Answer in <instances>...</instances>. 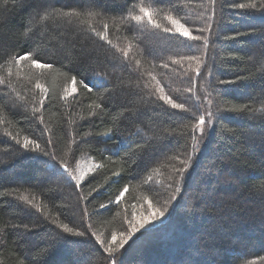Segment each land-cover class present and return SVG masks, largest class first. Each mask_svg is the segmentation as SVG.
Here are the masks:
<instances>
[{
  "label": "trees",
  "instance_id": "1",
  "mask_svg": "<svg viewBox=\"0 0 264 264\" xmlns=\"http://www.w3.org/2000/svg\"><path fill=\"white\" fill-rule=\"evenodd\" d=\"M87 5L0 0V264H264V0H96L88 10L102 15L57 14ZM141 6L164 26L168 15L180 19L207 47L135 24L128 17ZM26 52L36 55L12 62ZM191 55L203 62L199 76L181 59ZM32 58L53 67L36 68ZM93 78L98 87L88 92L80 81ZM241 105L253 111L224 110ZM208 110L213 125L199 142L191 128ZM25 137L49 155L35 144L25 150ZM190 155L194 166L173 199ZM85 158L95 167L77 187L72 177ZM157 209H167L164 218L120 248L129 221ZM109 243L116 251H105Z\"/></svg>",
  "mask_w": 264,
  "mask_h": 264
},
{
  "label": "snow or ice",
  "instance_id": "2",
  "mask_svg": "<svg viewBox=\"0 0 264 264\" xmlns=\"http://www.w3.org/2000/svg\"><path fill=\"white\" fill-rule=\"evenodd\" d=\"M156 4L159 5L161 3L166 2V0H155ZM212 3L215 4V0H212ZM96 4V0H88V5L87 8L84 10H77V9H71L69 11H59V13H57L58 15L62 16V17H66L69 19L75 18L77 20L81 19V17L83 16H97V15H102V13H100L99 11H94V10H88V9H92L94 8ZM175 7V5H173ZM237 7L239 8H255L256 5L255 4H238ZM53 12L55 13L56 10H53ZM36 15H40L39 12L36 13ZM52 15V13H48L43 15L41 18L43 20H48L50 18V16ZM131 21H134L135 24L137 25H150L152 28L157 29L162 31L163 33L169 34V36H174L176 34H178L179 36L182 37H186L188 40L190 41H203L205 47H207L208 44V40L207 38L200 36V35H192L191 30L189 29V27L186 26L185 23H182L180 19H177L176 17H174L173 15H168L166 17V19L168 20V25L164 26L160 23H157L156 20L154 19V12L150 7H143L141 6L139 8V14L136 15H130L128 17ZM103 28L105 30V32L107 31L108 25L104 24ZM93 31V35L98 36L102 41H104L107 45L115 47L114 45H112V41L108 38L107 35L102 34L100 32H96L95 29L92 30ZM199 31H209L210 32V27L209 28H205V29H200ZM27 34V29H26V33ZM237 35H241L240 33H238ZM168 38V37H166ZM122 55L127 58L128 57V50L125 49H120L119 50ZM36 54L33 52H26L24 55H16L11 57L12 62H14L16 65H19L21 61L24 60H28L31 57L35 56ZM181 59L184 60H190V61H194L196 63V68H195V74L197 76L200 75V69L203 66V62L202 60L195 56V55H191V56H184L181 57ZM31 65L36 67V68H40V69H51L53 67L52 63H42L40 59H36V58H32L30 60ZM138 63V62H137ZM173 63H178V61H173ZM163 67L167 68L168 64L165 63L163 65ZM8 75H11V71L9 70ZM154 79V77H153ZM95 78H93V80L91 82H85L83 79H81L80 83L83 86V88L88 91V92H92L94 88H97L98 85L94 82ZM71 82L73 84L76 83V76H72L71 77ZM234 81L231 80H221L219 81L220 84H231ZM0 83H3V80L0 79ZM36 87L37 88H42V85L37 82L36 83ZM189 91H192V89H188ZM76 91L75 87L71 88L69 90V94L70 93H74ZM160 91L162 92L163 89L161 88ZM160 99L166 101V103L168 105L171 106V108L173 109H180V110H184V111H188V109L185 108V105L183 103H176L172 100L171 97L169 96H161ZM44 101L43 99L40 101V104L43 105ZM96 107H101V105L97 104ZM211 107V100H209V108ZM225 111H231V112H244V111H253V109L249 108L247 105H241L240 107H232V108H228V109H224ZM39 111V108L34 109V112ZM222 110L219 108V106L216 108V113L221 112ZM213 116L214 113L211 110H208L206 113L201 114L199 117H197V122L195 124L192 125L191 128V132H192V136L193 139H195V136L198 134L201 137H204L206 135V132H210L211 130V126L213 123ZM207 117V119H206ZM18 143H20L19 141H17ZM48 143H51V141L49 140ZM35 144V150L40 153L41 155H49V153L44 150L41 149V146L36 143L35 141H31L28 139V137H25L22 143V147L25 150H32L30 149V145ZM195 153H193L194 155ZM182 167L177 169L178 173H179V179L176 181V187L174 190V195H173V199L176 198L175 194H179L182 191V186L183 184L186 182L187 177L185 176V173L189 172V169L192 168L194 166V161L192 159V156L190 155L187 161H182ZM60 167H62L66 172H67V165L64 164L62 161L60 162ZM86 174H81L79 177H75L73 176L72 179L76 181V186L79 187L80 183L84 180V176ZM115 175H118V173H115ZM128 189L127 187H125L123 189V191H121L119 193V195L116 198L115 203L119 204L120 200L123 198L124 193L127 192ZM22 199H24L25 201H27L29 204L32 203V201L28 200V197H22ZM109 203H112L111 201ZM107 207V205L105 204H101L100 208H105ZM165 211H167V209H165L164 211H161L159 209L156 210V212L151 215L150 217L146 216L143 217L141 220L136 221V222H132L129 221V227L131 229L130 232H128L127 234L121 233V240L119 242V247L120 248H124V246L128 243V241L130 239H132V237L139 232L141 229H144L145 226L147 224H149L150 220L151 221H155V220H159L162 217L165 216ZM62 229L63 232L72 236H78V237H82L85 235L84 232L82 231H78L75 230L72 227H69L68 224H60L59 225ZM90 227V225H89ZM93 235H95L93 233ZM97 239H99L97 237ZM117 239L115 234H112L111 240L113 242H115ZM106 252L112 253L114 251H116L115 248L112 247V244L109 243V245L105 248ZM51 254V249H49L46 253H44L45 256L50 255ZM111 264H116L115 259L111 260Z\"/></svg>",
  "mask_w": 264,
  "mask_h": 264
},
{
  "label": "rangeland",
  "instance_id": "3",
  "mask_svg": "<svg viewBox=\"0 0 264 264\" xmlns=\"http://www.w3.org/2000/svg\"><path fill=\"white\" fill-rule=\"evenodd\" d=\"M162 47H164V46H162ZM206 119H207V117H206ZM212 125H213V123H212ZM211 127H212V126H211ZM210 132H211V130H210ZM210 132H206V135H205L204 137H201V136H199V135L197 134V135H196V137H197V141L202 142V140H204L205 137H207V136L209 135ZM94 167H95V166H94L93 162H92L91 160L85 158V159L82 160L81 163L78 164V166H77V168H76V170H75V175H73V176H75V177H79L82 173H83V174H87V173L90 172L92 169H94ZM72 181H73V180H72ZM73 182H76V181H73ZM163 218H164V217H162L161 219H163ZM161 219H160V220H161Z\"/></svg>",
  "mask_w": 264,
  "mask_h": 264
}]
</instances>
